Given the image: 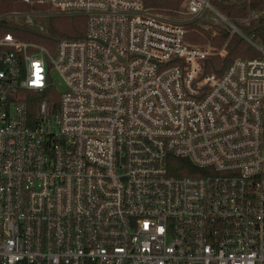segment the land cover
Instances as JSON below:
<instances>
[{
	"label": "built area",
	"instance_id": "1",
	"mask_svg": "<svg viewBox=\"0 0 264 264\" xmlns=\"http://www.w3.org/2000/svg\"><path fill=\"white\" fill-rule=\"evenodd\" d=\"M17 1L85 32L50 50L0 28V264H264V9ZM198 19L255 55L206 69L229 38L190 43Z\"/></svg>",
	"mask_w": 264,
	"mask_h": 264
},
{
	"label": "trees",
	"instance_id": "2",
	"mask_svg": "<svg viewBox=\"0 0 264 264\" xmlns=\"http://www.w3.org/2000/svg\"><path fill=\"white\" fill-rule=\"evenodd\" d=\"M145 6L175 10L179 8L183 0H141ZM211 3L222 14L229 18L242 17L245 15L248 8L250 9H264V0H243L239 3H225L216 0H212ZM34 9H42V6L37 4H25L17 0H0V13L9 12L12 10H18L28 12ZM46 29L44 31H37L31 29L25 25L15 26L7 23L0 24L2 32H11L18 39L23 41H35L38 42L50 50L55 47L57 41L61 39H80L84 37L85 32V18L81 15L68 16V15H55L49 17L46 22ZM248 33L255 32L261 38L264 37V15L259 19L254 20L246 28ZM187 40L193 43H202L198 32L209 36V31L201 30L193 25L187 26ZM229 38L227 33H223L218 40L215 41L216 46L221 47L225 41ZM255 55L251 51L249 45L239 36L232 35L225 47V52L222 56H216L215 58L206 61V69L212 70L216 74L222 73L227 65L236 57ZM49 93L52 89L48 90Z\"/></svg>",
	"mask_w": 264,
	"mask_h": 264
},
{
	"label": "rangeland",
	"instance_id": "3",
	"mask_svg": "<svg viewBox=\"0 0 264 264\" xmlns=\"http://www.w3.org/2000/svg\"><path fill=\"white\" fill-rule=\"evenodd\" d=\"M186 0H183L181 2V5L179 6V8L169 11V10H165V9H156L157 11L169 16V17H173V18H184L186 15H184L182 12L184 11V3ZM212 0H210L211 2ZM216 1H220V2H225V3H239L243 0H216ZM212 4V3H211ZM213 5V4H212ZM214 6V5H213ZM215 7V6H214ZM217 9V8H216ZM218 10V9H217ZM14 11V10H12ZM9 11V12H12ZM18 11V10H15ZM219 11V10H218ZM9 12H4V13H0V14H6ZM37 12H44L45 16L42 15H37ZM53 11H51L50 9H48L47 7L42 6V9H34L31 11H28L27 13H34L36 14L33 17V25H28V24H24V22H22L24 19L23 17H19L20 22L14 24L11 22H6L7 24H11V25H15V26H21V25H25L31 29L37 30V31H44L46 29V22L47 19L49 17L55 16L54 14H52ZM220 12V11H219ZM20 13H26V12H20ZM221 13V12H220ZM206 16H210V13H206ZM238 17L235 18H231L233 20H235ZM189 25H193L196 28H200L201 30L204 31H209V36L207 37L205 34H202L201 32H198L199 36H201V40H204V42L202 43H198L199 45H203V44H213L214 46H216L215 41L219 39V37L223 34V32H221V28L216 29L214 23H209L204 25L199 19L193 22H190L188 24ZM41 27V29L39 28ZM43 28V29H42ZM190 43H193L191 41H189ZM196 44V43H193ZM217 47V46H216ZM52 74V83L54 84V86L56 87L58 92H62L64 89V85L62 80L57 76V74H55L54 72L51 73Z\"/></svg>",
	"mask_w": 264,
	"mask_h": 264
}]
</instances>
